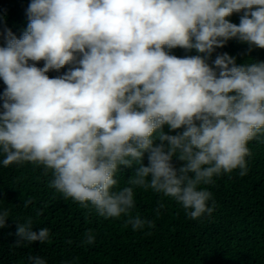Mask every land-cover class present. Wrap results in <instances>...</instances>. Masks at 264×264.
<instances>
[{"label": "clouds", "instance_id": "clouds-1", "mask_svg": "<svg viewBox=\"0 0 264 264\" xmlns=\"http://www.w3.org/2000/svg\"><path fill=\"white\" fill-rule=\"evenodd\" d=\"M27 15L22 36L5 28L0 47L3 165L44 166L65 198L104 218L123 214L133 230L154 227L130 215L134 187L173 199L193 220L211 215L212 193L200 186L235 169L246 175L247 145L264 132V62L238 65L227 53L208 61L232 39L264 49V0H31ZM134 163L130 186L113 190L118 166ZM15 235L21 246L50 234L29 218Z\"/></svg>", "mask_w": 264, "mask_h": 264}, {"label": "trees", "instance_id": "trees-1", "mask_svg": "<svg viewBox=\"0 0 264 264\" xmlns=\"http://www.w3.org/2000/svg\"><path fill=\"white\" fill-rule=\"evenodd\" d=\"M31 0H0V47L6 46L5 28L20 38L28 25L27 9ZM242 13L228 19L239 24ZM179 58L203 54L195 49H167ZM227 53L237 64L264 62V49L229 40L216 49L209 64L218 54ZM37 67H43L41 61ZM49 72L50 78L66 72ZM0 79V96L5 90ZM2 110V101H0ZM166 134L175 135L167 125ZM180 131V130H177ZM247 147V174L240 169L213 177V182L201 185L212 193L205 213L191 219L187 210L171 198L152 189L134 187V207L131 216L151 221L142 230H133L127 216L104 218L89 203L85 208L51 187L54 176L42 165L22 162L5 167L0 152V214L8 212L6 227L0 228V264H31L29 256H39L45 264H264V132L251 140ZM175 159V158H174ZM143 163L148 166V154ZM176 167L182 162L173 161ZM133 168L118 166L113 190L122 189L134 175ZM31 203L25 207V203ZM163 204V208H159ZM159 210L157 211V209ZM38 213H40L38 215ZM32 220L33 231L49 229V240L16 246L18 224ZM91 231L94 242L84 243ZM71 242V243H69Z\"/></svg>", "mask_w": 264, "mask_h": 264}]
</instances>
